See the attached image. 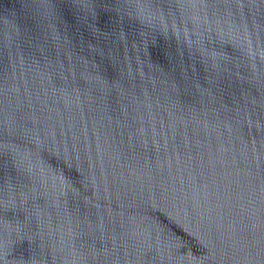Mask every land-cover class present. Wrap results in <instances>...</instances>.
Wrapping results in <instances>:
<instances>
[{
  "label": "water",
  "instance_id": "95a60500",
  "mask_svg": "<svg viewBox=\"0 0 264 264\" xmlns=\"http://www.w3.org/2000/svg\"><path fill=\"white\" fill-rule=\"evenodd\" d=\"M0 264H264V0H0Z\"/></svg>",
  "mask_w": 264,
  "mask_h": 264
}]
</instances>
